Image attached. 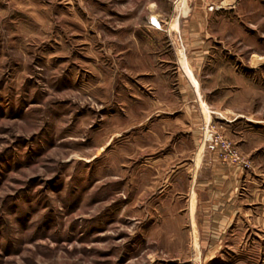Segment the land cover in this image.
I'll return each mask as SVG.
<instances>
[{"label":"rangeland","instance_id":"1","mask_svg":"<svg viewBox=\"0 0 264 264\" xmlns=\"http://www.w3.org/2000/svg\"><path fill=\"white\" fill-rule=\"evenodd\" d=\"M207 4L0 0V264H264V0Z\"/></svg>","mask_w":264,"mask_h":264},{"label":"crops","instance_id":"2","mask_svg":"<svg viewBox=\"0 0 264 264\" xmlns=\"http://www.w3.org/2000/svg\"><path fill=\"white\" fill-rule=\"evenodd\" d=\"M206 3L209 2V4L207 5H214L217 8L220 7H224V5H233L235 4V0H202ZM208 1V2H207ZM198 16H196L197 18ZM198 19V18H197ZM195 84V82H194ZM196 85V84H195ZM218 161L214 162L215 168V173L217 174H213V176L218 177L219 180V186H220V191H221V200H223V207L225 206H229V207H233V203L232 200L236 197L235 195L237 194V186L239 185V182L242 178V176L237 172L238 170H240L239 167H237V165H232V164H221L217 165ZM256 174L255 178H250L251 182L254 184V188L255 191L254 193H256V191L260 190L262 191V189H260L261 185L264 182V176L262 178H260V180H262L263 182H259L258 178H257V170L255 169ZM255 180V181H253ZM227 200V201H226ZM258 207L256 205L255 211L257 212ZM231 213V210L228 211V209L225 210V214L224 216H229ZM222 215V214H221ZM219 220V219H218ZM222 222H220L219 224H221ZM225 225V224H222ZM216 229V228H215ZM219 229V228H218ZM217 229V230H218Z\"/></svg>","mask_w":264,"mask_h":264},{"label":"built area","instance_id":"3","mask_svg":"<svg viewBox=\"0 0 264 264\" xmlns=\"http://www.w3.org/2000/svg\"><path fill=\"white\" fill-rule=\"evenodd\" d=\"M220 143L226 150H229L230 153L234 154V152L230 149L229 144L225 140H220L217 136H215L214 133L209 135L208 137V148L209 149L211 150L216 149L217 146L220 145Z\"/></svg>","mask_w":264,"mask_h":264},{"label":"bare ground","instance_id":"4","mask_svg":"<svg viewBox=\"0 0 264 264\" xmlns=\"http://www.w3.org/2000/svg\"><path fill=\"white\" fill-rule=\"evenodd\" d=\"M186 62V61H185ZM186 64V63H185ZM186 66V65H185ZM187 70H188V74H190V76H191V78H192V80L195 82V84H196V86L198 87V80H197V78L194 76V74H193V72H192V70L190 69V67L189 66H187Z\"/></svg>","mask_w":264,"mask_h":264}]
</instances>
